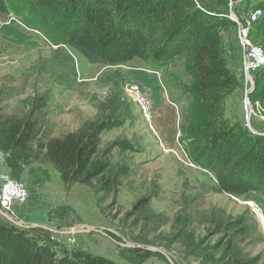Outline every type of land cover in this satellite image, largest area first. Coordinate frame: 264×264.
<instances>
[{
    "label": "rangeland",
    "instance_id": "374dc122",
    "mask_svg": "<svg viewBox=\"0 0 264 264\" xmlns=\"http://www.w3.org/2000/svg\"><path fill=\"white\" fill-rule=\"evenodd\" d=\"M263 4L231 0L234 23L217 29L237 81L221 95L216 120L256 134V127H264V97L255 93L258 75L246 94L247 59L238 31L248 27L251 43L264 51V31L248 22L249 14ZM115 71L125 77L122 92L131 103V116L122 127L102 134L101 149L117 141L127 148L111 153L113 164L124 162L130 169L122 187L115 195L81 184L68 189L58 172L40 164L24 168L16 179L7 166L9 155L0 149V187L8 176L29 191L26 204L0 206L12 221L0 217L21 229L47 231L55 249L118 264H264V196L217 192L214 173L191 157L197 146L190 144L205 132L208 120L198 94L191 92L193 72L180 59L162 68L132 62L92 64L19 17L0 16V132L11 121L29 116L40 100L45 107L32 113L40 138L80 131L113 90L107 78ZM145 75L162 84L172 115L165 107L157 111L154 82ZM133 85L149 101L151 119L127 93Z\"/></svg>",
    "mask_w": 264,
    "mask_h": 264
},
{
    "label": "trees",
    "instance_id": "16d2710c",
    "mask_svg": "<svg viewBox=\"0 0 264 264\" xmlns=\"http://www.w3.org/2000/svg\"><path fill=\"white\" fill-rule=\"evenodd\" d=\"M231 0H0V16L13 14L41 31L55 45L82 54L92 64L108 67L129 62L152 68L180 59L192 70L191 92L207 113L204 133L190 144L194 163L211 170L215 190L240 197L254 191L264 196V127L258 133L240 131L217 122L221 95L236 84L221 34L233 24ZM262 17L253 25L264 31ZM264 46V42H263ZM255 90L264 97V69ZM112 91L99 103L97 114L80 131L45 141L39 137L32 113L11 121L0 132V149L7 166L20 178L24 168L40 164L58 172L66 188L86 185L99 194L115 195L129 174V166L113 164L119 141L101 149V136L122 127L131 116V103L122 92L125 77L115 71L107 78ZM213 120V121H212ZM215 120V121H214ZM18 169V170H14ZM0 264H118L82 252L55 249L50 233L25 230L0 217Z\"/></svg>",
    "mask_w": 264,
    "mask_h": 264
},
{
    "label": "built area",
    "instance_id": "2783aa9c",
    "mask_svg": "<svg viewBox=\"0 0 264 264\" xmlns=\"http://www.w3.org/2000/svg\"><path fill=\"white\" fill-rule=\"evenodd\" d=\"M262 15L263 12L261 9L254 10L249 14V24L253 25L260 17H262ZM238 32V42L247 59V64L245 67L248 79L246 94L249 95L251 90L248 91V89L253 87V84L255 83L254 77L257 73L264 69V51L251 43L250 29L248 27L240 26ZM126 91L131 96V98L140 104L141 109H143L144 113L146 114V117L148 116L147 118L151 119V117H149L151 110L149 101L143 96L140 87L138 85H133L127 87ZM248 109L250 108L248 107ZM28 199L29 191L25 184L14 181L8 176L4 177L0 187V206L2 208L10 209L15 204L24 205L28 202ZM257 214L261 215V212L258 211Z\"/></svg>",
    "mask_w": 264,
    "mask_h": 264
},
{
    "label": "crops",
    "instance_id": "0c3cea01",
    "mask_svg": "<svg viewBox=\"0 0 264 264\" xmlns=\"http://www.w3.org/2000/svg\"><path fill=\"white\" fill-rule=\"evenodd\" d=\"M231 58H232V62H234V64H235L236 62H235L234 56H231ZM145 76H146L147 79L150 78V80H153V82H154V84H153L154 86L153 87L155 89V93H154V96H153V101H155V106H156L155 108H157V111L159 109H162V108L165 107L166 110H167V113L168 114L171 113V115H172V113L174 111L169 106V102L167 101L168 99H166V97H165L166 93L163 90L164 87L162 86V84L158 83V81L156 80V77H154V76H149V75H145ZM169 121H171V119Z\"/></svg>",
    "mask_w": 264,
    "mask_h": 264
},
{
    "label": "water",
    "instance_id": "95a60500",
    "mask_svg": "<svg viewBox=\"0 0 264 264\" xmlns=\"http://www.w3.org/2000/svg\"><path fill=\"white\" fill-rule=\"evenodd\" d=\"M254 85H255V83L253 84V86H254ZM249 95H250V94H249ZM0 214L3 215V216H5L6 218H8L9 220L12 221V219L9 218L7 215H5V213H4L3 211H1V210H0ZM73 232H75V231H73ZM71 233H72V231H69V232H68V234H71Z\"/></svg>",
    "mask_w": 264,
    "mask_h": 264
}]
</instances>
